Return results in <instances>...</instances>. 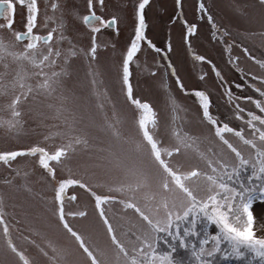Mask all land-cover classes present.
Returning a JSON list of instances; mask_svg holds the SVG:
<instances>
[{
	"label": "rangeland",
	"instance_id": "374dc122",
	"mask_svg": "<svg viewBox=\"0 0 264 264\" xmlns=\"http://www.w3.org/2000/svg\"><path fill=\"white\" fill-rule=\"evenodd\" d=\"M0 2V264H197L168 233L250 188L264 238V3L150 0L130 47L137 0Z\"/></svg>",
	"mask_w": 264,
	"mask_h": 264
},
{
	"label": "snow or ice",
	"instance_id": "6c2138e0",
	"mask_svg": "<svg viewBox=\"0 0 264 264\" xmlns=\"http://www.w3.org/2000/svg\"><path fill=\"white\" fill-rule=\"evenodd\" d=\"M94 0H88V6H93ZM260 3H264V0H259ZM103 4L104 0H100ZM150 0H137V6L135 10V19L137 24L134 29V38L130 42V47L140 37L141 41L145 39V9L149 6ZM177 6H181L182 0H176ZM199 11L207 16L208 22L212 25L213 33L215 37L218 31L216 24L213 21V17L207 13L205 5L203 3L198 4ZM27 15V13H26ZM85 24H89L90 21H96L98 23L103 22L99 16L93 13L91 16H84ZM26 23V20H25ZM116 19H113L110 24L105 25L111 27L116 24ZM196 31V25L191 24L187 26L186 32L191 36ZM227 36V32L223 33ZM161 51V49H160ZM94 54V52H93ZM196 57H194L195 59ZM217 75H220L218 72ZM253 179H264V177L257 176ZM264 188V183L261 185ZM261 191V190H260ZM256 189L250 188L247 190L241 189L236 193L235 199L229 198V200L218 203L215 206H210L208 209H200L194 211L190 216L186 217L181 224L188 221L189 217H192V227L185 228L183 236L190 237L198 235L196 231V225L201 217L207 221L209 225L218 229V234H210L208 229H205L204 238L200 241V246L197 249L195 244L187 245L185 240L181 238L179 226L175 234L171 232L168 235L173 241H179L181 248H190L191 255L197 264H211L207 257H215L217 253H221V243L227 241L228 248L222 253L225 259L236 258L242 259L244 253L242 248L246 249L249 253H252V258L248 261V264H252L253 260H259L260 264H264V238H257L254 231V215L252 211L253 207V194ZM261 195L264 196V191H261ZM210 247H206L209 246ZM172 251H175V246H170ZM153 264H174L171 253L165 252L163 254H153Z\"/></svg>",
	"mask_w": 264,
	"mask_h": 264
},
{
	"label": "trees",
	"instance_id": "16d2710c",
	"mask_svg": "<svg viewBox=\"0 0 264 264\" xmlns=\"http://www.w3.org/2000/svg\"><path fill=\"white\" fill-rule=\"evenodd\" d=\"M222 252L215 255L214 260H217V264H242L244 263L242 259H236V258H229L225 259L222 255L224 252V249H221ZM248 264V263H247Z\"/></svg>",
	"mask_w": 264,
	"mask_h": 264
},
{
	"label": "bare ground",
	"instance_id": "6f19581e",
	"mask_svg": "<svg viewBox=\"0 0 264 264\" xmlns=\"http://www.w3.org/2000/svg\"><path fill=\"white\" fill-rule=\"evenodd\" d=\"M89 218H90V217H89ZM91 222H92V220L90 219V220L88 221V224H89L90 228H91V226L93 225ZM91 232H92V231H91ZM92 233L95 234L96 236L99 235V234L97 233V231H94V232H92ZM110 254H111V253H109L108 250H107V252H106V255H107V257H108L107 260H110V262L112 263V260H114V259H113L112 256H110ZM114 261H115V260H114ZM114 261H113V262H114Z\"/></svg>",
	"mask_w": 264,
	"mask_h": 264
},
{
	"label": "water",
	"instance_id": "95a60500",
	"mask_svg": "<svg viewBox=\"0 0 264 264\" xmlns=\"http://www.w3.org/2000/svg\"><path fill=\"white\" fill-rule=\"evenodd\" d=\"M1 7H2V3H0V10H1ZM111 22V21H110ZM110 22H109V24H110ZM20 37L22 38V35H20Z\"/></svg>",
	"mask_w": 264,
	"mask_h": 264
}]
</instances>
